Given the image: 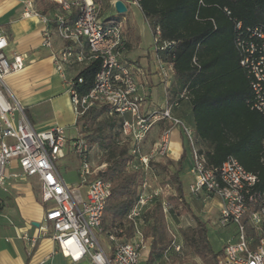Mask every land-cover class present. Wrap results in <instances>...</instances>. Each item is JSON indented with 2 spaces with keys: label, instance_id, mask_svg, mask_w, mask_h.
Segmentation results:
<instances>
[{
  "label": "built area",
  "instance_id": "2783aa9c",
  "mask_svg": "<svg viewBox=\"0 0 264 264\" xmlns=\"http://www.w3.org/2000/svg\"><path fill=\"white\" fill-rule=\"evenodd\" d=\"M17 1L22 6V18L36 19L46 27L42 32V47L51 48L52 34L67 44L51 53V61L69 96L75 121L92 108L107 107L109 116L120 120L117 144L125 146L130 157L125 170L142 174L150 170L151 163L168 155L171 133L178 128L187 143L191 160L190 195L205 193L218 198L219 225L222 228L235 226V237L223 247L217 264H264V193L255 190L258 178L232 157L227 158L217 171L207 166L193 130L173 116V110L184 94L174 99L170 96L162 110L144 112L145 95L135 81L131 66L120 59L126 48L121 27L102 22L100 9L93 0H50L55 7L51 18L38 12L36 3L39 0ZM236 26L240 28L239 24ZM158 35L156 28L152 39L157 56L156 77L168 96L174 71L171 64L160 60L158 53L174 44L160 42ZM235 40L239 64L252 95L247 102L248 109L258 113L264 124V31L256 28ZM7 48L8 40L0 30V190H6L8 167L16 162L20 173L13 177L38 179L39 198L45 205L40 230L51 231V240L64 258L78 262L86 257L90 264H140L146 242L139 226L144 224L147 213L157 202L158 192L152 191L142 179L141 191L125 218L134 230L131 240L121 241L115 236L122 234L121 229L114 234L104 232L103 216L111 197V182L104 181L100 174L107 165L93 166L94 146L89 145L81 133L67 139L62 127L55 126L43 132L33 128L24 107L4 85L6 77L25 68L26 58L17 54L7 56ZM93 62H99V70L92 88L87 94L80 95L76 90L77 84L82 83L78 73ZM158 125L163 128L157 140L145 151V139ZM262 148L264 150V136ZM67 154L78 164L76 185L66 184L57 169V162ZM162 208L164 213L170 209L166 203H162ZM250 210L253 211L247 226L253 235L248 236L239 220ZM102 236L109 244L107 250L99 241ZM171 247L179 250L174 243Z\"/></svg>",
  "mask_w": 264,
  "mask_h": 264
},
{
  "label": "trees",
  "instance_id": "16d2710c",
  "mask_svg": "<svg viewBox=\"0 0 264 264\" xmlns=\"http://www.w3.org/2000/svg\"><path fill=\"white\" fill-rule=\"evenodd\" d=\"M93 2L97 4L98 0ZM135 2L152 34L158 28L159 41L174 44L158 53V57L173 67L172 99L184 94L176 109L183 102L188 104L190 128L197 146L205 155L207 166L217 171L227 158L232 157L244 170L258 178L255 190L264 193V124L258 113L248 109L247 102L252 95L235 46V39L246 32L256 28L264 31V0ZM238 24L240 28H237ZM98 70L99 62H93L78 73L82 83L77 84L76 90L80 95L87 94L92 88ZM117 126L120 130V120L109 116V109L104 106L90 109L76 122L80 133H90L84 137L89 145L117 149L100 174L104 181L111 182V197L104 210L103 224L109 219L114 233L123 228V222L137 199V185L144 176L141 172L125 170L130 157L126 147L117 144L120 134ZM84 127L86 129L82 131ZM185 159L183 152L173 173L167 168L173 165L172 162L166 166L158 165L167 174L174 191L165 197V202L176 216L189 215L193 219L195 227L182 233L192 253L203 264H216V258L222 251L212 250L207 240L206 225L184 200L183 185L178 175ZM252 211L239 220L248 236L253 235L247 226ZM144 223H147L146 237L152 240L147 261L152 264L155 258L169 249L171 243L166 235L161 202L155 203ZM131 230L130 226L127 238ZM117 237L121 236L117 234Z\"/></svg>",
  "mask_w": 264,
  "mask_h": 264
},
{
  "label": "crops",
  "instance_id": "0c3cea01",
  "mask_svg": "<svg viewBox=\"0 0 264 264\" xmlns=\"http://www.w3.org/2000/svg\"><path fill=\"white\" fill-rule=\"evenodd\" d=\"M117 1H121L126 8V12L122 15H117L114 10V3ZM135 1L98 0L97 5L102 22L106 24L112 22L121 27L126 48L120 59L121 62L131 66L135 81L141 93L145 95L144 112L147 113L165 108L168 98L172 95L169 91V95L166 96L163 86L157 80V56L155 52L146 51L148 45L153 47V34L148 29ZM36 9L47 18H51L55 13V7L50 0H39ZM21 13L22 6L17 0H0V30L8 40L6 55L17 54L26 58L25 68L6 77L4 85L15 100L24 107L26 118L36 131L43 132L58 126L65 129L67 139H73L80 134V130L76 127L69 96L51 61V53L67 44L52 34L51 48L42 47V32L46 27L36 19L22 18ZM102 13L106 15L105 19H101ZM135 15L140 19L138 22L140 26L133 21ZM68 73L72 74L71 71ZM173 116L191 127L190 109L186 102L181 103L180 107L173 111ZM162 128V125L154 126L145 139L144 149L157 140ZM170 142L167 154L171 162L176 163L183 152L186 154L178 175L185 191L183 178L189 176L192 178L191 160L187 143L178 128L172 131ZM95 147L97 146L94 145ZM66 159L68 163L71 160L74 163L73 172L77 178L76 159L70 154L62 160ZM19 173L17 163L12 162L8 167L6 190H0V264H90L86 257L78 262L64 258L55 242L51 240V231L44 233L40 230L43 225L45 205L39 198V181L35 177H13ZM192 182L193 178L189 182L186 181L188 192ZM218 207L220 208V201ZM126 223V226L130 227L129 223ZM146 224H140L139 227L143 230L147 229ZM141 233L146 247L141 251L140 264H151L147 261L152 240L147 238L143 231ZM133 237L132 229L126 241ZM99 241L107 250L109 244L106 238L102 236Z\"/></svg>",
  "mask_w": 264,
  "mask_h": 264
},
{
  "label": "rangeland",
  "instance_id": "374dc122",
  "mask_svg": "<svg viewBox=\"0 0 264 264\" xmlns=\"http://www.w3.org/2000/svg\"><path fill=\"white\" fill-rule=\"evenodd\" d=\"M105 16L106 15L102 13L101 19H105ZM136 16L137 15L133 16V21L136 23V25L140 26L138 23L140 19ZM146 51L154 52V49L152 46L149 47L148 45L146 47ZM101 120H104V118H102ZM87 127H90V125ZM117 127L119 130V126ZM85 129V127L82 128V131ZM88 134L90 133L81 132V135L83 137H86ZM71 135H73V133ZM148 148L149 147H145V151ZM116 150L117 149L112 146L100 147L97 145V147H95L92 151L93 166L96 168L102 164L107 165V162H109V160L111 161L114 153H116ZM67 159L58 161L56 164L57 169L66 184L76 185L78 184V179L76 178V174L73 172L74 163L72 162V160L68 163ZM168 162L171 161L167 155L165 158L151 163L150 170L147 171L143 176V179L151 186V190L158 192L157 201L161 203H166L165 197L167 196V194L169 195L174 192L172 183L170 182L167 174L158 167L159 164L166 166ZM172 163V166L167 167L171 173L175 171V162ZM183 180L185 181L184 200L190 206L195 216L206 225L207 240L212 250L215 252L222 251L227 242L231 239H234L235 226L230 225L222 228L218 223L220 216L218 198L205 193H200L198 194V196L190 195V193L188 192L186 181L189 182L190 180H192V178L190 176L187 178L184 177ZM140 186L141 183H138L137 196L141 191ZM164 214L166 222V235L167 238L171 240V243L169 249L162 256L154 259L155 264H203L201 259L192 253L188 243L183 239L182 236L183 232L192 230L195 227L193 219L189 215L178 217L173 212H171L170 209H167ZM126 225L127 223L125 222L123 225L124 227L122 228V235L120 234L121 237L119 238L121 241L127 240L126 233L129 230V227ZM139 229L140 231H143V234H146V228L143 230L139 227ZM103 231L114 234L113 228L110 227L109 219L104 222ZM115 236H117V234H115ZM172 243H174L175 247L179 248L178 251L171 247Z\"/></svg>",
  "mask_w": 264,
  "mask_h": 264
},
{
  "label": "water",
  "instance_id": "95a60500",
  "mask_svg": "<svg viewBox=\"0 0 264 264\" xmlns=\"http://www.w3.org/2000/svg\"><path fill=\"white\" fill-rule=\"evenodd\" d=\"M114 10L117 15H122L126 12V8L121 1H117L114 3Z\"/></svg>",
  "mask_w": 264,
  "mask_h": 264
}]
</instances>
